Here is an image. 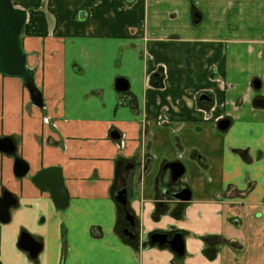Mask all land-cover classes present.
I'll return each instance as SVG.
<instances>
[{
    "label": "crops",
    "instance_id": "obj_1",
    "mask_svg": "<svg viewBox=\"0 0 264 264\" xmlns=\"http://www.w3.org/2000/svg\"><path fill=\"white\" fill-rule=\"evenodd\" d=\"M11 3L27 15L21 43L43 108L0 73V139L15 146L0 152V198L15 199L0 264H264V110L252 105L264 97V0L196 2V24L186 0ZM170 162L183 164L192 194L182 209L156 197ZM48 168L61 173L62 209L33 182ZM126 175L124 209L115 197ZM126 211L134 239L120 234ZM170 229L182 233V258L147 243ZM23 234L40 244L35 258Z\"/></svg>",
    "mask_w": 264,
    "mask_h": 264
},
{
    "label": "water",
    "instance_id": "obj_2",
    "mask_svg": "<svg viewBox=\"0 0 264 264\" xmlns=\"http://www.w3.org/2000/svg\"><path fill=\"white\" fill-rule=\"evenodd\" d=\"M25 10L15 8L11 0H0V73L21 80L29 94L31 103L38 109L43 108V100L41 92L37 89L34 79L33 71L27 66V54L24 52L21 43V36L26 22ZM118 79L115 82V90L126 94L127 82ZM253 85L256 89L259 88L260 83L254 80ZM206 100L205 96L200 97V101ZM253 105L257 108L264 109V99L257 98L254 100ZM229 121L222 120L218 123V128L224 131L228 128ZM118 137V136H117ZM0 152L7 155L15 154V146L8 138L0 139ZM171 181L174 182L182 174V168L179 164H171ZM28 170V166L19 158H15L14 173L17 177H23ZM145 169H143L144 171ZM127 178V177H126ZM128 179V178H127ZM33 182L42 187L46 185V189L50 192L51 198L55 206L62 209L67 204V194L63 186L61 173L57 168H48L39 172L34 178ZM128 184L126 185V187ZM123 187L116 194V201L126 209L127 188ZM184 192L187 193L185 196ZM173 198L189 201L190 195L185 189L173 195ZM15 205V199L11 194L3 192L0 198V222L5 223L9 219V208ZM126 220L131 222L132 216L126 211ZM132 223V222H131ZM129 230L125 229V236L134 239L135 235L128 233ZM147 243L150 245H157L159 247L168 246L169 249L177 256L184 255V242L181 233H175L171 240H167L166 233H152L148 236ZM139 245V243H138ZM145 245V242L144 244ZM19 246L28 251L31 258H35L40 250V244H37L28 235H21Z\"/></svg>",
    "mask_w": 264,
    "mask_h": 264
},
{
    "label": "flooded vegetation",
    "instance_id": "obj_3",
    "mask_svg": "<svg viewBox=\"0 0 264 264\" xmlns=\"http://www.w3.org/2000/svg\"><path fill=\"white\" fill-rule=\"evenodd\" d=\"M187 2H188V4H189V14H190V18H191V21H192V23H199V21L201 22V20H202V16H203V14H201V11L199 10V8L196 6V2L194 1H192V0H187ZM156 78H158V75L156 76ZM260 83V82H259ZM261 86V85H260ZM260 86H259V88L258 89H256L255 87H254V85H253V87H254V89L255 90H259L260 89ZM201 96H205L206 97V100H204L205 102H208V101H210V99H209V97L208 96H206V95H204V94H202V95H200L199 96V100H200V97ZM257 98H263L264 99V97L263 96H261V95H257L256 96ZM257 98H254V100L255 99H257ZM254 100H253V102H252V105H253V103H254ZM203 101V102H204ZM254 106V105H253ZM255 107V106H254ZM255 108H257V107H255ZM259 109H261V108H259ZM264 110V109H263ZM229 121V120H228ZM229 126V125H228ZM225 131V130H224ZM119 137V136H118ZM149 160H150V158L147 156V157H145V160L143 161V165H142V171H143V169H145L144 171H146L147 170V167H148V165H149ZM179 164L180 165V167L182 168V174L177 178V179H175V181L174 182H172L171 180V169H170V167H171V164ZM129 164L130 163H127L126 165H125V167L127 168L128 166H129ZM130 165H132V164H130ZM165 168H168L169 170H170V176H169V178L165 181V184L163 185V184H161L160 183V181H159V183H158V185H157V187H158V191H157V199H158V201L159 200H161V198L162 197H165V198H168L169 200H172V202H177L178 204H180L178 207H181V209L182 208H184V206H185V204L186 203H188L190 200H191V197H192V194H191V191H190V189L187 187V186H185L184 184H183V176H184V173H185V168H184V166H183V164L182 163H180V162H170V163H168V164H166L165 165ZM139 175H141V172L139 173ZM127 177V175L124 177V186L123 187H126V185L128 184V186L126 187L127 188V192L129 191V189H131V182H132V179H129L128 177V179L126 178ZM187 190L188 191V194L190 195V200L189 201H182V200H178V199H175V198H173V195H175V194H177V193H179L180 191L182 192V191H184V190ZM184 194H185V196L187 195V193L186 192H184ZM158 206H161V205H159V204H157ZM132 222V223H131ZM131 222H129L128 220H126L125 219V225L120 229V234L123 236V237H126V238H129V237H127V236H125V234H124V230L125 229H128L129 230V232L128 233H131V234H135L134 232H135V222H134V220H132ZM236 225V224H235ZM179 233H181L180 231H178ZM177 231H176V229H170L169 231H167V232H158V233H166L167 234V240H171V238L173 237V235L175 234V233H178ZM156 233V232H155ZM182 234V233H181ZM183 237V236H182ZM167 246V245H166ZM185 250V249H184ZM214 251H215V254H214V256L216 255V253H218V248H215L214 249ZM184 254H185V252H184ZM183 257V256H182ZM182 257H180V258H182Z\"/></svg>",
    "mask_w": 264,
    "mask_h": 264
},
{
    "label": "rangeland",
    "instance_id": "obj_4",
    "mask_svg": "<svg viewBox=\"0 0 264 264\" xmlns=\"http://www.w3.org/2000/svg\"><path fill=\"white\" fill-rule=\"evenodd\" d=\"M63 1V3L67 6V4H68V0H62ZM187 1V0H186ZM193 2L195 1V2H205L206 0H192ZM209 1H211V0H209ZM145 3V2H144Z\"/></svg>",
    "mask_w": 264,
    "mask_h": 264
}]
</instances>
